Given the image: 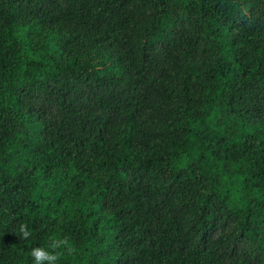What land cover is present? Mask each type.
Returning <instances> with one entry per match:
<instances>
[{
    "label": "trees",
    "instance_id": "trees-1",
    "mask_svg": "<svg viewBox=\"0 0 264 264\" xmlns=\"http://www.w3.org/2000/svg\"><path fill=\"white\" fill-rule=\"evenodd\" d=\"M54 236L264 264V0H0V264Z\"/></svg>",
    "mask_w": 264,
    "mask_h": 264
},
{
    "label": "clouds",
    "instance_id": "clouds-1",
    "mask_svg": "<svg viewBox=\"0 0 264 264\" xmlns=\"http://www.w3.org/2000/svg\"><path fill=\"white\" fill-rule=\"evenodd\" d=\"M17 231L21 240H28L33 235V231L27 224H20ZM62 249L68 254H73L75 251L67 236L50 237L46 247L36 246L31 249L30 255L33 264H57L63 254Z\"/></svg>",
    "mask_w": 264,
    "mask_h": 264
},
{
    "label": "rangeland",
    "instance_id": "rangeland-1",
    "mask_svg": "<svg viewBox=\"0 0 264 264\" xmlns=\"http://www.w3.org/2000/svg\"><path fill=\"white\" fill-rule=\"evenodd\" d=\"M62 7L64 10H66L68 7H69V4L67 2H64L62 4ZM155 57L161 59V61H164V58H165V55H164V52L163 51H158L156 54H155Z\"/></svg>",
    "mask_w": 264,
    "mask_h": 264
}]
</instances>
